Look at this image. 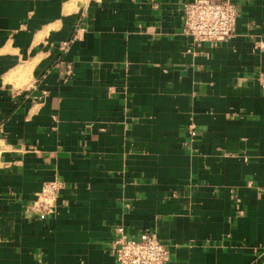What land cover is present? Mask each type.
<instances>
[{
  "label": "crops",
  "instance_id": "obj_1",
  "mask_svg": "<svg viewBox=\"0 0 264 264\" xmlns=\"http://www.w3.org/2000/svg\"><path fill=\"white\" fill-rule=\"evenodd\" d=\"M187 1L0 0V264H117V226L163 264H264V0L216 42Z\"/></svg>",
  "mask_w": 264,
  "mask_h": 264
},
{
  "label": "built area",
  "instance_id": "obj_2",
  "mask_svg": "<svg viewBox=\"0 0 264 264\" xmlns=\"http://www.w3.org/2000/svg\"><path fill=\"white\" fill-rule=\"evenodd\" d=\"M182 11V32L194 42H216L230 38L238 15L235 4L230 0H190L183 4ZM187 133L190 137L196 136L193 122L188 124ZM247 183L250 185L251 182ZM60 186L61 182L56 179L43 183L28 206V212L39 216L53 213ZM113 244L117 264H163L168 255L157 235L147 231L134 238L126 235L122 226H117Z\"/></svg>",
  "mask_w": 264,
  "mask_h": 264
}]
</instances>
